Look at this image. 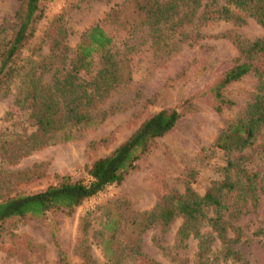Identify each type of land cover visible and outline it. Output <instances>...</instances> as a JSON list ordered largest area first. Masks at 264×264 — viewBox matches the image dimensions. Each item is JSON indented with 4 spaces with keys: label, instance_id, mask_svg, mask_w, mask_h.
Instances as JSON below:
<instances>
[{
    "label": "rangeland",
    "instance_id": "1",
    "mask_svg": "<svg viewBox=\"0 0 264 264\" xmlns=\"http://www.w3.org/2000/svg\"><path fill=\"white\" fill-rule=\"evenodd\" d=\"M148 1L41 3V19L14 58L12 73L0 81V200L42 190L63 175L86 182L90 163L108 154L152 113L176 108L181 115L119 184L107 186L70 213L51 209L41 218L4 221L0 226V264H58V252L71 264H195L196 238L189 235L177 242L181 216L166 228L155 222L140 231V213L151 209L162 195L182 192L186 183L202 194L222 174L226 157L212 143L220 128L244 111L252 99L256 77L247 73L225 87L224 94L233 105L219 113L212 109L210 98L196 94L231 64L236 55L235 39L262 38L264 27L249 17L243 23L215 20L198 24L197 17L183 13L164 23L149 22L143 9ZM20 2L0 0V59L15 30ZM96 23L112 38L109 53L118 80L95 106L106 115L76 130L70 140L33 148L28 136L35 127L23 101L26 82L34 70L38 72L41 62L48 61L53 42L69 48L65 57L57 56L53 63H67L80 35ZM101 66L99 53L93 54L92 72ZM43 78L47 81L49 76ZM258 170L256 204L251 208L247 203L248 211L232 222L241 230L234 244L239 257L218 260L219 264H264L263 240L254 234L264 230V162ZM111 218L115 233L112 259H108L101 225ZM50 223L56 227L55 237L50 235ZM199 230L211 233L205 222ZM212 248L217 254V239Z\"/></svg>",
    "mask_w": 264,
    "mask_h": 264
},
{
    "label": "trees",
    "instance_id": "2",
    "mask_svg": "<svg viewBox=\"0 0 264 264\" xmlns=\"http://www.w3.org/2000/svg\"><path fill=\"white\" fill-rule=\"evenodd\" d=\"M46 1L50 0H21L15 14V30L0 59V81L12 73V62L32 36L43 14L41 3ZM143 9L146 19L155 23H164L183 13L190 18L197 17L198 24L215 20L243 23L245 17H249L264 27V0H151ZM234 41L236 55L231 64L196 94V97L206 95L210 98L212 109L219 113L233 105L224 94L225 87L247 73L256 77L252 99L242 113L220 128L212 143L226 157L222 174L212 180L202 194L186 183L182 192L162 195L151 209L140 213V231L155 222L166 228L176 216H181L183 221L177 230V242H183L189 235L196 238L195 264H219L218 260L238 259L234 244L239 241L241 230L232 222L248 211L247 203L251 208L255 206L258 167L264 162V37ZM111 44V36L96 23L80 35L67 63H53L54 58L65 57L69 51L66 45L59 47L58 42H53L48 61L41 62L38 72L34 70L26 82L23 101L27 103L35 127L28 136L33 148L56 140H70L76 130L91 126L106 115L104 109L95 106L118 81L113 74L116 63L109 53ZM95 53H99L102 66L92 72ZM44 75L49 76L47 81H44ZM185 101L190 102V97ZM180 115L176 108L152 113L108 154L90 163L86 182L63 175L55 184L42 190L1 199L0 226L10 218H41L51 209L70 213L107 186L119 184L155 140L175 125ZM246 150L250 152L247 154ZM203 222L211 233L199 230ZM114 227L113 218L101 225L105 235L103 249L108 259L113 255ZM48 228L50 235L55 237L56 227L50 223ZM254 234L262 238L264 246V230L258 229ZM215 239L220 242L217 254L212 248ZM58 253V264H71L62 252Z\"/></svg>",
    "mask_w": 264,
    "mask_h": 264
}]
</instances>
